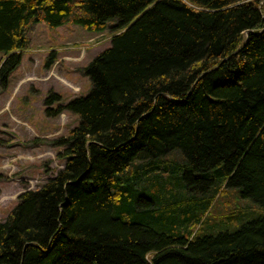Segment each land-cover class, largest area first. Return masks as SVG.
Masks as SVG:
<instances>
[{"label": "trees", "instance_id": "obj_1", "mask_svg": "<svg viewBox=\"0 0 264 264\" xmlns=\"http://www.w3.org/2000/svg\"><path fill=\"white\" fill-rule=\"evenodd\" d=\"M35 24L118 31L48 108L78 125L0 221V264H264V215L201 233L224 190L264 205V0H0L3 86Z\"/></svg>", "mask_w": 264, "mask_h": 264}, {"label": "rangeland", "instance_id": "obj_2", "mask_svg": "<svg viewBox=\"0 0 264 264\" xmlns=\"http://www.w3.org/2000/svg\"><path fill=\"white\" fill-rule=\"evenodd\" d=\"M117 31L95 33L79 25L31 27L21 65L7 86L0 82V221L8 217L20 194L39 189L63 169L65 149L56 142L78 125V117L69 111L49 114L47 110H57L90 91L83 69L111 46ZM4 59L0 53V65ZM50 93L61 100L47 106ZM260 215L264 205L227 189L213 203L201 233L233 232Z\"/></svg>", "mask_w": 264, "mask_h": 264}]
</instances>
